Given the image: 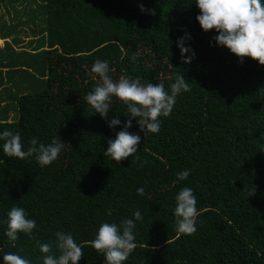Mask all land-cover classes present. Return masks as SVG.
I'll return each instance as SVG.
<instances>
[{
  "label": "trees",
  "instance_id": "1",
  "mask_svg": "<svg viewBox=\"0 0 264 264\" xmlns=\"http://www.w3.org/2000/svg\"><path fill=\"white\" fill-rule=\"evenodd\" d=\"M36 7L31 12L44 22L39 30L46 35L31 41L30 50L16 53L8 42L0 49V70L10 68L8 74L17 71L26 80L0 89V102L8 101L0 105V133L19 132L25 150L33 137L46 145L60 138L66 146L40 167L34 157L6 156L0 140V264L9 252L42 264L37 241L53 243L52 254L59 255L58 231L71 233L81 246L78 264H104L87 241L104 222L134 219L136 210L143 217L135 221L137 247L123 264H264V65L241 62L218 46V33L200 27L195 0H40ZM26 21L2 23L8 27L0 28V37L15 32L17 45ZM186 34L190 51L182 58L177 42ZM96 60L108 62L114 81L139 77L170 91L180 74L191 88L178 95L168 117H160L158 133L144 136L132 121L128 131L141 143L120 164L103 152L128 119L126 105L113 97L101 118L82 99L97 83L89 75ZM2 79L0 71V85ZM114 116L121 124L110 128ZM186 169L188 178L177 183L176 174ZM184 187L197 197L191 235L176 231L175 197ZM13 206L37 225L34 238L20 233L15 246L4 223Z\"/></svg>",
  "mask_w": 264,
  "mask_h": 264
},
{
  "label": "clouds",
  "instance_id": "2",
  "mask_svg": "<svg viewBox=\"0 0 264 264\" xmlns=\"http://www.w3.org/2000/svg\"><path fill=\"white\" fill-rule=\"evenodd\" d=\"M200 14L196 17L203 31L215 30L218 33L214 37L218 46L226 47L230 53L239 58L241 62L245 58H251L260 65H264V0H195ZM141 12L146 9L140 6ZM149 14L155 15V10H148ZM189 36L180 38L177 46L180 48L181 56L190 49L185 47V40ZM194 56V53H193ZM137 56L134 54L131 60L135 62ZM191 57L183 59L184 63H190ZM110 68L107 61L96 60L89 75L97 80L95 87L82 97L83 101L98 113L101 118H107L113 97L126 105L128 117L123 128L116 134L115 139H108L107 150L103 152L104 157L110 158L116 164H120L128 157H132L141 143V136L128 131L133 127L135 120L141 132L146 136L148 133L160 131V117H168L176 104L181 92L191 90L189 83L183 75L177 74L175 81L170 85V91L166 90L164 84L141 83L139 77L133 79L121 75L118 80H113L109 75ZM118 116L109 121V127L120 125ZM3 143V152L8 157L27 160L34 157L40 167L49 166L59 156L66 144L59 139H52L51 143L44 144L33 137L29 142L27 150L21 143L19 132L5 130L0 133ZM138 159V158H137ZM143 166V165H141ZM190 170L178 172L177 183L186 180ZM145 194L143 188L137 189V195ZM255 194V188L249 196ZM176 207V231L180 234L191 235L196 232V222L199 215L197 197L189 187L182 188L175 197ZM107 215H112V209L107 210ZM139 210L134 212V219H124L117 223L104 222L95 234L94 239L87 241L98 254L104 257V264H123L130 254L136 249V236L134 230L135 221L142 220ZM7 225L5 235L15 246L19 240V234L23 233L29 239L33 237V230L37 227L34 219L27 217L26 211L13 206L7 213L4 221ZM55 248L59 255L52 254L53 243L39 245V251L43 254L42 264H78L83 258V251L71 233L63 231L56 232ZM147 247V245H145ZM153 250H155L153 248ZM4 264H30V261L17 253H6L3 256Z\"/></svg>",
  "mask_w": 264,
  "mask_h": 264
},
{
  "label": "rangeland",
  "instance_id": "3",
  "mask_svg": "<svg viewBox=\"0 0 264 264\" xmlns=\"http://www.w3.org/2000/svg\"><path fill=\"white\" fill-rule=\"evenodd\" d=\"M40 2V0H28L25 2L24 5L16 2V3H8L5 1L4 2H0V28H3L4 30H6V28L8 26L3 27L4 25L2 23H6V24H13L16 21L18 22V20H22V21H26L27 19L29 20L28 22L26 21V23H21L20 28H22V30L26 31V35L20 37L22 34H24V32H21L18 34V38L20 40H22V45L21 46H17V47H22V49L25 50H30L32 49V47H30V42L33 41L35 42L36 38L41 37L42 35H46V33H41L40 32V28L43 27L44 22H42V19H35V13H32V10H36L39 11V8L36 7V4H38ZM3 3L5 5H3ZM18 13H21L18 14ZM30 17L34 18L33 21L30 20ZM10 28L12 26H9ZM19 29V27H18ZM31 29H35L34 31H31ZM15 32H12L10 35L14 36ZM41 33V34H40ZM32 37V38H31ZM8 43L11 44V37L8 38ZM36 45V43H34ZM0 45L3 46V40H0ZM21 59V58H20ZM19 59V60H20ZM36 76H40V74H36ZM33 81V80H31ZM30 81H27V84L29 85ZM35 88H40L41 89V84H38L35 86ZM25 92H29V90H26ZM14 93V92H12ZM12 106V110L10 111L11 115H14L16 112H14L13 109V105Z\"/></svg>",
  "mask_w": 264,
  "mask_h": 264
},
{
  "label": "crops",
  "instance_id": "4",
  "mask_svg": "<svg viewBox=\"0 0 264 264\" xmlns=\"http://www.w3.org/2000/svg\"><path fill=\"white\" fill-rule=\"evenodd\" d=\"M3 5H4V3H3ZM25 34H22L20 37H22V36H24ZM11 37V47L13 48V50L16 52V53H19L21 50H22V47H17V46H21L23 43H22V40H21V38H20V40H21V42H18V44L17 45H15L14 43H13V37L14 36H8L7 38H1L0 37V40H3V46H1L0 45V49L2 50V49H4V46H5V42H8V38H10ZM32 38V37H31ZM35 46V44L34 43H32L31 45H30V47H32V49H33V47ZM19 64V63H18ZM15 69H17V67H15ZM0 71H2V76H3V79H2V82H3V84L2 85H0V89H2V88H7V89H12V88H15V87H17V86H20L21 85V83H26V80H24L21 76H20V72H13L14 74H8L7 72L8 71H10V68L8 69L7 67H3ZM32 80H33V78H32ZM5 93V92H4ZM7 94V93H6ZM4 96V95H3ZM8 101H6V99L5 100H2L1 102H0V105L1 106H4V105H6V103H7Z\"/></svg>",
  "mask_w": 264,
  "mask_h": 264
}]
</instances>
